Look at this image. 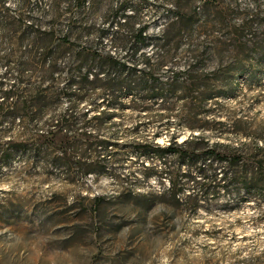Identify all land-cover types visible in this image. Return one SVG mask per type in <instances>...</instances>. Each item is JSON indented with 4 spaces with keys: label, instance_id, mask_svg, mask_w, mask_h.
<instances>
[{
    "label": "trees",
    "instance_id": "1",
    "mask_svg": "<svg viewBox=\"0 0 264 264\" xmlns=\"http://www.w3.org/2000/svg\"><path fill=\"white\" fill-rule=\"evenodd\" d=\"M233 13L219 0L149 9L146 0H0V172L43 181L57 173L75 186L123 167L127 155L141 182L165 177L159 196L193 211L208 195L264 201V145L205 136H222L221 100L258 48L259 14L236 24ZM123 110L146 119L130 133L152 132L110 142L103 126Z\"/></svg>",
    "mask_w": 264,
    "mask_h": 264
},
{
    "label": "rangeland",
    "instance_id": "2",
    "mask_svg": "<svg viewBox=\"0 0 264 264\" xmlns=\"http://www.w3.org/2000/svg\"><path fill=\"white\" fill-rule=\"evenodd\" d=\"M155 2L146 0V7ZM219 3L234 11L230 16L236 24L259 14L258 48L247 50L249 67L221 100L222 136L214 131L205 136L210 143L264 145V0ZM159 27L153 25L151 32ZM253 32L245 31L242 40H252ZM118 114L103 126L110 142L129 144L153 130L141 127L133 135L129 131L145 117L128 110ZM188 135V130L180 132L177 142ZM165 137L156 142L165 144ZM120 158L123 167L109 173L116 181L109 174L87 176L75 186L64 184L57 173L49 181L23 180L16 167L2 170L0 264H264L263 200L208 195L193 211L181 200L175 204L159 196L167 187L165 177L143 183L134 156Z\"/></svg>",
    "mask_w": 264,
    "mask_h": 264
}]
</instances>
